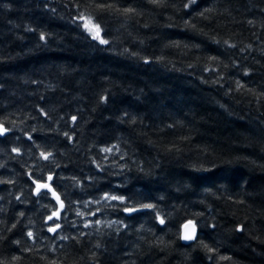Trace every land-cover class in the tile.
<instances>
[{
    "label": "trees",
    "instance_id": "16d2710c",
    "mask_svg": "<svg viewBox=\"0 0 264 264\" xmlns=\"http://www.w3.org/2000/svg\"><path fill=\"white\" fill-rule=\"evenodd\" d=\"M186 2L116 0L140 15L105 14V45L73 23L77 10L67 0H0V122L12 129L0 137L5 264H264V0H198L185 9ZM206 8L207 19L198 15ZM112 145L119 151H102ZM40 151L52 152L54 163ZM28 173L53 175L65 205L80 202L74 209L88 211L83 201L104 193L156 208L130 214L111 201L91 205L101 212L84 218L69 210L59 221L63 234L86 235L56 241L45 226L56 201L33 195ZM97 218L120 223L83 227ZM187 221L197 239L183 243ZM241 224L246 230L235 231ZM28 230L45 239L33 245Z\"/></svg>",
    "mask_w": 264,
    "mask_h": 264
},
{
    "label": "snow or ice",
    "instance_id": "6c2138e0",
    "mask_svg": "<svg viewBox=\"0 0 264 264\" xmlns=\"http://www.w3.org/2000/svg\"><path fill=\"white\" fill-rule=\"evenodd\" d=\"M45 2H47V0H45ZM68 3H71V5L77 10L76 11V15L73 19V23L76 24V26L78 28H82L85 32H87L91 38L93 40L98 41L99 44H109L110 41L107 39H104L102 36V33L105 31V28L107 27L106 25V20H105V14H109V13H118L122 16H124L126 19H131L133 18L135 15H140V13L137 11L136 8L132 7V6H126V7H119L118 4L116 3V0H67ZM152 3H160V0H151ZM198 0H187L186 3L183 4V7L185 9L191 8L194 5H197ZM52 11H55L54 9H52ZM213 9L212 8H206L203 11H201L200 13H198V15L202 18L207 19L206 13H210L212 12ZM189 15H191V13H189ZM248 23H252V21H249ZM145 27H147V25H145ZM185 27L187 28H191L193 30H197L196 26L192 23H190V21H185ZM29 31H34L33 29H28ZM202 31V30H200ZM38 39L40 41H44L45 43L47 42L48 36L44 33H40L38 36ZM216 44H219L220 41H213ZM224 44L228 47H236V45L231 44L229 45L227 41H224ZM170 47H179L180 44L179 42H173L171 45H169ZM194 47H199L198 45L194 46ZM249 47H251L249 45ZM241 51H243V49H241ZM211 60H217V57H211ZM146 63L150 62V61H145ZM208 71H212V69H206ZM244 75L247 76L249 75V73L247 71L244 72ZM34 83H37L36 81H34ZM214 83H220V80L217 79L216 81H214ZM234 83L236 84V90H240V89H246V85L241 84L239 81H234ZM0 87H2V85H0ZM247 91L252 92V89H247ZM260 97L264 98V93H260ZM108 97L104 96L102 97V100L107 101ZM40 113L43 114L44 116H48V113L44 111L43 108L40 109ZM128 113H124V116H127ZM123 116L120 117L121 120H123ZM77 121V117L76 116H71L70 117V122L75 124V122ZM131 123L135 124L136 120L133 119L131 121ZM175 125H167V127L171 128L174 127ZM12 129L10 127H6L4 125L3 122H0V137H4L6 136L7 133H9ZM32 131H35V129H32ZM63 135L65 137H68L69 140H72V137L69 136V134L67 132L63 133ZM29 140H31V136L28 137ZM116 149V151H119V145H112L111 147H105L102 149L103 152L105 153H112L113 149ZM12 152H15L17 154L20 153V149L19 148H13L11 149ZM126 155V153H125ZM54 154L52 152H45V151H40L39 153V158L42 159L43 161H51L54 163L53 160ZM123 158V157H121ZM104 159L106 160L107 157H104ZM241 158H237V160H239ZM242 159H247L242 158ZM226 163H231V161H226ZM250 163L255 164V161H250ZM56 167H58L59 165H55ZM97 168H101V165L99 163L96 164ZM262 168H264V165H261ZM142 170V169H141ZM196 171H209V169L206 168H196ZM30 179H32V185H30V187H32V194L37 196V197H42V198H52L56 201V205H54V210L51 211V214L48 215L46 217L45 220V226H46V230L48 233L52 234L51 239L56 240V241H68L70 239L72 240H76L79 241L80 236L86 235L85 233H79L77 236H68V235H64L63 231H62V224L59 222L62 218H66L67 212L69 210H72L75 212V215L77 217L80 218H84L85 216L88 217H97L98 213L101 212V208L97 207L94 211L90 210V206L91 205H101L102 203H104L105 207L110 206L108 202L111 201H119L120 205L123 207V211L127 212V213H135L144 209H155L156 205L151 204V203H145V204H139V206H132L131 204H126L125 201L128 200L127 197L124 196H117V195H111L109 193H104L102 196H100L97 199H93V200H85L83 201V208L84 209H89L88 211H84V210H80V209H74L72 208V205L74 204H79V201H71L69 200L68 205H65V201L64 199H61V196L59 193H57L55 191V189L52 187V181L54 179L53 175H47V177L41 176L40 179H34L32 177L31 173H28ZM57 179H60V177H57ZM45 181V182H42ZM0 183H3V181H0ZM65 198H67V195L65 194ZM17 199L19 200L20 198L17 197ZM238 203H243V201H237ZM63 214V217H62ZM20 216H24V213L21 212ZM158 216V213H157ZM50 222V223H49ZM120 222H116V221H112V222H106V221H102L101 219L97 218L95 220L92 219H87L83 222V227L84 228H91L94 226H101V225H106L107 227L111 228L113 227V225L115 224H119ZM159 223L161 225L165 224V220L163 217H159ZM16 225L13 224L12 228H15ZM126 227V226H124ZM185 229H190L185 231V233L181 236V239L185 240V241H193L197 239L196 236V232H197V226L193 221H189L188 224H186ZM213 227H215V225H213ZM11 229H9L10 231ZM117 231L119 230V228L116 229ZM245 226L243 224L239 225L235 231H240V232H244ZM97 231H99V228L97 227ZM26 238L30 241H32L33 245H36L37 240H40L41 242H43V240L45 239V237H38L36 233H34L31 230H28L26 233ZM3 237H0V240H2ZM13 243H15L16 245H20L21 241L20 240H16ZM201 246L204 247L208 252L210 253H215L217 252V249L215 248H211L209 247L207 244H203V242H200ZM64 247V245L61 243L59 248L62 249ZM96 247L98 248L99 245H96ZM59 249L56 246H51L49 248V251L55 253L57 252ZM19 251L21 252H31L33 251L32 247H24L19 249ZM21 256L16 255L13 256L11 258L12 261H19L21 260ZM92 259H95V254H93ZM209 259H212V257L210 256ZM231 259L230 257H226V256H220L219 260H229ZM0 264H5V261L3 259H0ZM48 264H58L57 260H50L48 262ZM59 264H64V262L61 260L59 261Z\"/></svg>",
    "mask_w": 264,
    "mask_h": 264
},
{
    "label": "water",
    "instance_id": "95a60500",
    "mask_svg": "<svg viewBox=\"0 0 264 264\" xmlns=\"http://www.w3.org/2000/svg\"><path fill=\"white\" fill-rule=\"evenodd\" d=\"M8 134V133H7ZM43 182H45V181H43ZM127 213V212H126ZM188 222L189 221H187V222H185L183 225H182V228H181V236L185 233V231H187V230H190V229H185V225L186 224H188ZM196 236H197V232H196ZM182 240V242L183 243H190V242H192V241H185V240H183V239H181ZM194 241V240H193Z\"/></svg>",
    "mask_w": 264,
    "mask_h": 264
}]
</instances>
